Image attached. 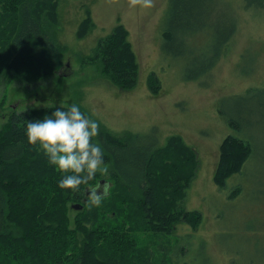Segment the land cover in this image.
<instances>
[{"label": "rangeland", "instance_id": "obj_1", "mask_svg": "<svg viewBox=\"0 0 264 264\" xmlns=\"http://www.w3.org/2000/svg\"><path fill=\"white\" fill-rule=\"evenodd\" d=\"M202 1L206 17L204 0L176 2L177 9L183 7L193 14L199 6L193 5ZM248 1L254 3L208 0L207 18L180 28L170 16L173 0H57L56 21L45 16L41 26L62 66L53 77L39 81L0 78V132L12 112L79 103L99 123V131L123 140L146 136L144 142L155 147L154 155L161 153L169 159L183 153L173 152L168 142L178 136L195 154L198 166L178 206L194 213L196 223H175L171 234L147 227L151 224L140 210L142 190L114 186V197H121L122 202L110 206L116 213L110 223H122L129 233L123 228L120 236L127 233L128 246L119 256L114 253L113 261L264 264V143L255 152L257 145L251 144L252 154L241 171L226 177L222 185L214 180L226 140L239 146V156L248 151L247 142L239 138L264 141V94L249 96L264 89V4L259 8L247 5ZM87 13L93 26L81 36L79 27ZM3 22L13 29L15 15L7 14ZM119 24L128 32L137 64L135 85L125 91L116 88L96 65H82L100 39ZM209 63L214 64L210 67ZM106 166L108 171H97V178L113 181V168ZM162 195L168 196L164 190ZM47 196L53 197L48 189ZM57 208L52 201L43 212ZM102 209H86L78 215L67 203V231L48 238L43 252L50 257V250L60 248L68 255L69 245L77 249L100 240ZM6 219L5 233L34 234L23 222L11 216ZM2 249L10 264L17 262L9 255L8 242Z\"/></svg>", "mask_w": 264, "mask_h": 264}, {"label": "trees", "instance_id": "obj_2", "mask_svg": "<svg viewBox=\"0 0 264 264\" xmlns=\"http://www.w3.org/2000/svg\"><path fill=\"white\" fill-rule=\"evenodd\" d=\"M33 1L0 0L3 5V15H0V78L4 76L6 80L39 81L53 77L56 69L62 66L51 39L42 31L41 26L45 16L56 21L57 0ZM176 2L183 5L186 0H173L170 10L171 18L177 20L180 28L186 23L189 27L190 24L203 22L207 18L208 0H204L206 17L203 1L193 5L194 8L199 5L193 14L183 7L177 9ZM263 4L264 0H254V3L248 1L247 5L260 8ZM41 5H45V8ZM5 11L7 13L4 14ZM7 14L15 15L13 29H9L3 22ZM86 16L79 27L81 36L93 26L90 15L87 13ZM85 60L82 65H96L100 73L119 90L125 91L135 85L137 64L128 42V32L122 25H116L111 34L101 38L93 55ZM213 64L209 63L207 66L211 67ZM149 88L152 89L150 85ZM261 93L264 94V89L256 90L249 96ZM80 107L90 118L88 112L81 105ZM57 108L66 110L67 107L52 106L12 112L0 132V264H10L3 254L5 242L11 247L9 255L17 261L12 264H119L113 261L114 253L119 256V252L128 244L125 242L127 233L124 231L123 238L120 236L125 226L122 223H110L111 216L116 215L110 206L122 202L121 197H114L113 189L117 184L126 189L136 187L143 191L140 210L143 219L152 226L147 225L148 228L171 234L175 223H196L195 214L181 209L178 204L183 200V190L189 184L192 173H195L198 161L192 150L178 136H172L168 142L172 143L173 152L183 153H177L175 159H169L161 153L154 155L152 151L155 147H152L151 142H144L146 136L134 135L133 138L123 140L100 130L93 142H99L103 146L104 163L113 168L114 180H98L97 174L88 184H81L78 190L60 188L58 181L64 173L47 163L44 151L38 145L30 144L25 132L28 121L43 119ZM228 123L231 124V121ZM239 139L247 142L246 155L239 156V146L227 140L221 147L220 163L214 173V180L219 185L240 167L242 169L252 154L251 144L257 145L253 152L263 148L264 141L256 140L253 143ZM187 152L188 157L185 155ZM243 158L245 161L241 163ZM178 160L181 162L180 166L174 164ZM98 185L101 186V191L106 186L107 192L102 196V203L94 206L90 203L88 192L96 189ZM47 189L53 197L47 196ZM163 190L168 196L162 195ZM52 201L56 202L59 211L57 208L52 213L43 212L44 205L49 207ZM67 203L69 209L78 215H84L86 209L90 212L97 211L102 206V219L98 217L102 223V232H99L102 238L97 242L85 243L82 248L75 249L69 245L68 255L60 248L52 249L49 257L47 252H43V246H46L48 238L67 231ZM78 204L82 206L81 210L74 209ZM8 216L23 222L34 234L11 236L5 233L3 229ZM62 243L60 239V245ZM115 259L118 260L117 257Z\"/></svg>", "mask_w": 264, "mask_h": 264}, {"label": "clouds", "instance_id": "obj_3", "mask_svg": "<svg viewBox=\"0 0 264 264\" xmlns=\"http://www.w3.org/2000/svg\"><path fill=\"white\" fill-rule=\"evenodd\" d=\"M25 132L28 142L38 145L49 164L64 173L58 181L62 189L78 190L81 184L93 180L97 171H108L103 146L93 142L99 135V123L86 116L78 104L72 103L66 110L57 108L43 119L28 121ZM106 192V186L101 191L98 185L88 192L90 203L99 206Z\"/></svg>", "mask_w": 264, "mask_h": 264}, {"label": "water", "instance_id": "obj_4", "mask_svg": "<svg viewBox=\"0 0 264 264\" xmlns=\"http://www.w3.org/2000/svg\"><path fill=\"white\" fill-rule=\"evenodd\" d=\"M90 191H91V190H90ZM81 208H82V206H81L80 204L74 206V209H75V210H81Z\"/></svg>", "mask_w": 264, "mask_h": 264}]
</instances>
